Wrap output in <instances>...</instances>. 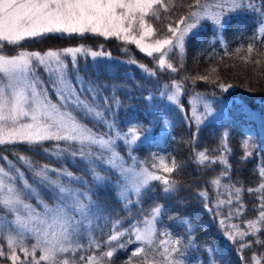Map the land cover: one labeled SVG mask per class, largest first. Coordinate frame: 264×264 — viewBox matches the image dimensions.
<instances>
[{
	"label": "snow or ice",
	"instance_id": "obj_1",
	"mask_svg": "<svg viewBox=\"0 0 264 264\" xmlns=\"http://www.w3.org/2000/svg\"><path fill=\"white\" fill-rule=\"evenodd\" d=\"M188 7L186 15L167 25L168 35L144 43L146 37L155 35L147 18L159 20L161 10L164 13L171 11L164 0H0V51L23 49L24 42L48 35L91 33L134 43L149 57L159 53L155 57L158 67L176 72L170 53L179 50L183 54L185 48L198 38L203 22L211 21L218 31L223 29L244 5L241 0H193ZM248 7L264 16V0L259 8L249 0ZM259 34L264 43V21ZM85 51L77 47L48 50L43 54L25 50L15 55L0 54V146H43L42 151L47 156L40 163L19 152H16L15 160L9 159L7 154L0 155V214L11 218L0 223V264H116L117 251L134 242L137 247L130 250V256H140L139 264H192L191 259H185V241L181 238L156 243L155 224L163 213V205H155L142 221L129 222L126 228H121L118 219L111 221L112 230L106 240L101 241L93 235L87 246L81 242L85 231L91 230V218L100 207L92 196L112 190L113 181L119 199L129 204L133 196L138 203L142 202L155 187L154 182L163 185L166 196L178 190L175 179L171 178L177 171L175 161L171 166L163 160L159 166L154 164L153 168L169 174L158 175L148 167L128 165L117 150L118 142H122L125 149L137 150L138 144L151 137L155 125L151 121L138 120L113 137L111 132L115 122L108 124L105 110L94 103L96 96L81 97L76 85L69 80L65 57L71 56L75 63L77 54ZM248 52L251 54L253 48L249 47ZM89 54L93 58L110 56L103 51H90ZM37 66L49 73L50 86L57 97L55 102L49 95V83L37 76ZM140 67L149 75H155L147 67ZM218 87L227 92L232 85L219 84ZM173 88L175 91L165 94L166 99L179 104L182 85L174 83ZM87 91L91 93L92 89ZM190 103V119L197 127L209 118L223 115V102L218 110L197 94ZM89 116L108 124V134L97 133L86 122ZM194 135H198V131ZM228 135L225 133L221 137L223 154L210 157L205 151H197L194 156L205 168L222 165L224 170L220 175L224 177L231 167L228 155L232 149L227 142ZM49 142L51 147L47 146ZM242 148V158L253 154L248 139L243 141ZM0 151L6 150L0 148ZM68 157L85 169H91L93 180L90 183L96 188L95 193L89 190L85 195L79 191L84 187L83 181L60 164L61 159L67 163ZM105 169L106 175H100ZM259 176L264 180V168L260 169ZM211 183L218 186L221 179L215 178ZM234 191L235 196L230 193L227 203L231 206L235 202L238 205L235 213L242 215L245 205L241 194L244 190L236 187ZM247 191L249 194L261 193L257 201L258 217L246 221L244 231H239L233 224V231L226 230L225 234L233 242L237 235L241 239L251 235L256 237L253 243L264 246V240L257 235L264 231L261 227L264 225V182ZM199 196L207 200V192L201 191ZM232 214L230 211L229 218ZM220 224L224 225V220ZM185 225L190 228L191 221H185ZM164 235L168 236L167 233ZM192 243L194 238L188 240L189 245ZM240 247L245 264H260L256 255L250 261L244 258L243 249H251V243L245 242ZM208 251L213 250L209 248ZM150 254L151 260L147 259ZM157 255L159 260L155 258ZM127 264L135 262L129 258Z\"/></svg>",
	"mask_w": 264,
	"mask_h": 264
},
{
	"label": "trees",
	"instance_id": "obj_2",
	"mask_svg": "<svg viewBox=\"0 0 264 264\" xmlns=\"http://www.w3.org/2000/svg\"><path fill=\"white\" fill-rule=\"evenodd\" d=\"M171 11L164 13L161 10V18L156 20L148 17L147 20L155 29L154 40L163 38L167 33V25L180 16L186 15L189 11V4L193 0H164ZM255 7L259 8L261 0H251ZM247 4L233 16L222 34L223 41L216 37L215 31L208 24L199 31V36L189 44L182 55L177 51L170 54L176 72L168 69H160L154 57H147L132 43L121 42L118 39H106L95 34H84L83 36L73 34L48 35L31 41H26L23 49L6 48L0 51V54H18L19 51H36L43 54L48 50L61 51L67 48H84L87 51H103L110 53L112 58L129 61L147 67L154 72L159 84L180 83L184 91V102L194 94L227 99L232 93L223 92L218 87L219 84H230L234 92L240 94L242 103L255 114V120L252 121L253 128L247 133L245 119L233 115L228 120L213 124H208L205 128L198 130L190 122L178 120L173 126L172 132L163 136V142L152 141L137 146V150L132 151V155L127 152L123 145H119V150L123 157L130 162L132 157L140 165L148 167L158 175L167 176L158 168H153L155 164L160 165V161H175L177 171L171 174L175 179L178 190L170 196L162 191L163 185L160 182H154L155 187L152 191L143 197L142 202L134 204L133 207H126L124 202L118 199L115 182L113 181L112 190H105L98 195H93L92 200L98 201L104 216L97 221L99 229L95 228L93 235L101 241L106 240L112 230L111 221H142L155 205H163L162 219L158 221V237L167 233L169 238L177 237L185 241L186 249L185 259H191L192 264H245L241 259V244L248 242L252 248H244L243 255L250 261L253 255L264 264V246L253 243L256 237L246 236L241 239L236 236L235 242L228 240L226 230L233 231V224L238 226L239 231L246 228L245 222L258 217L257 201L261 193H248V188L255 189L264 180H261L259 171L264 168V43L261 41L259 28L264 20L258 12H254ZM252 47L253 52L249 54L248 48ZM77 71L73 67L69 69V77L75 83V78L84 79L85 83L99 90V88H108L105 92L116 90L120 91L116 96L123 100L124 106H133L135 108L147 109L144 100L138 99L141 92L124 95L123 89L131 87L138 89L134 81L125 73L130 68L124 66H91L90 60H79ZM206 77L207 79H199ZM142 110V111H143ZM139 112L138 119L149 121ZM87 122V121H86ZM96 132H104L101 125H94L87 122ZM250 125V123H249ZM198 131V135L196 134ZM228 133V144L232 152L228 155L231 165L228 175L221 176L224 168L222 165H212L205 168L198 164L195 159L197 151H205L210 157L223 154L221 146V137ZM245 139L250 142L252 155L242 158V143ZM51 147V142L48 143ZM42 147H30L27 145L0 146L6 151H0V155L7 154L9 159L15 160L16 152L22 155H28L31 159L43 163L47 156L42 151ZM55 158L53 157V161ZM60 164L74 172V175L82 178L84 187L79 188L84 193H95L96 188L90 181L93 180L91 169H85L83 165L78 164L75 159L68 157L67 163L61 159ZM53 166H56L53 163ZM99 170V169H98ZM97 170V171H98ZM107 171L101 172L106 175ZM215 178L221 179V184L216 186L211 183ZM75 186V185H74ZM241 187L242 202L245 205L243 214H236L235 208L238 206L235 202L230 206L227 201L229 194L235 196L234 189ZM201 191L207 192V200L199 196ZM223 202V203H222ZM230 211L233 213L229 218ZM3 214H0V216ZM105 220V222H104ZM224 220V225L220 221ZM185 221H191V227L185 225ZM126 225H129L127 223ZM264 229V225L261 226ZM98 229V230H97ZM261 240H264V231L257 234ZM194 238V243L188 244L189 239ZM123 239H127L124 237ZM161 239L157 240V244ZM82 243L87 246L88 240L83 239ZM30 243V242H28ZM137 244L134 242L128 244L124 250L117 251L114 259L116 264H127L131 258L135 264H139L141 257H131L130 250L135 249ZM213 251H208V249ZM107 250V249H105ZM159 260V256L155 257ZM151 260V254L147 257ZM255 264V262H251Z\"/></svg>",
	"mask_w": 264,
	"mask_h": 264
},
{
	"label": "rangeland",
	"instance_id": "obj_3",
	"mask_svg": "<svg viewBox=\"0 0 264 264\" xmlns=\"http://www.w3.org/2000/svg\"><path fill=\"white\" fill-rule=\"evenodd\" d=\"M241 2L243 3V5L247 4V0H241ZM235 14L236 13H234L232 15V17L235 16ZM206 24H208L210 27H212L213 31H215V33H216V37L219 38L221 41H223L222 34H223L225 27L218 31L216 29V27H214L212 25L211 21H206V22H203V26L200 28V31L204 29ZM86 34H91V33H86ZM56 35H59V34H56ZM65 36H70V35L65 34ZM153 37H154V35L151 37H146L144 40V43L154 42L155 40ZM114 38H116V37H108L106 39L110 40V39H114ZM118 40L121 42H125L123 39H118ZM132 44H134V43H132ZM176 51L180 55H182L179 52V50H176ZM141 53H143L145 56H147L144 52H141ZM158 55H159V53H154L153 57L154 56L156 57ZM86 59L90 60L91 66H93V67L106 65L109 67L124 66L125 68H130V70L127 71V73H125L126 78L128 76L130 78H132L134 81V85L137 86L138 89L135 90L131 87L123 89L124 95L126 94L125 95L126 97L128 95H130V97L132 99L133 93L141 92V94L138 96L139 97L138 99L144 100L145 104L147 105V107H146L147 109H145V110L140 109L139 110L138 108H135V107L130 106V105L124 106L123 100H121V98L116 96L117 92L120 91V87H117L116 90H114L112 92L110 91L109 94H107V93H105L108 90L107 87L106 88H99V90L96 88L94 89V88L88 86L85 83L84 79H82L80 77H76L75 83H74L71 80V78L69 77V69H70V67H73V70H75V72H78L77 71L78 61L79 60L84 61ZM65 62L67 64V68L65 71L69 77V80L76 85L77 91L80 93L81 97L90 99L91 96H93V95L96 96V100L94 101V103L98 107L105 110L107 118H108V124H111L113 121L115 122V126L112 128V132H111V135L113 137H115V135L118 131L121 133L126 131L127 128L130 126L131 122H136L138 120L141 121L140 119H138V116H139V112L142 110H143L142 112H143L144 117L146 119H148L149 121H151L153 125H155V127L153 128V132H152L151 137L144 143H149L152 141H157L159 143L163 142V136L168 135L170 132H172L173 126H174L175 122H177L178 120H181V121L185 120L187 123L189 122V124L191 122L195 128H197L198 130H201V129L205 128L208 124H213V123L218 124V122L228 120L230 117L235 115L237 117L242 116L245 119V122H246L245 125L247 127V133H249L251 128H253V126H254V125H252L251 122L255 120V114L252 111H250L242 103V101L240 99V94L234 92L233 89H229L227 91L228 93L233 92V95L229 96L227 99H225L223 97L222 98L221 97L212 98V97L200 95L203 98V100H207L208 102L214 104L218 110L220 107V102H223V115L218 117V118H215V119L209 118L203 124L199 125V127H197L195 122L190 119L191 108H192V105L190 102L197 94H194L193 96L189 97L185 103L184 102L185 95H184V91L182 89L181 94L178 97L180 103L179 104H173V103L169 102L166 99L165 94H171L172 91H175V89L173 88L174 82H172L171 84H167V83L159 84L157 81L156 75H149L147 72H145L140 67L141 65H139V64L137 65V64H134V63L129 62V61L125 62L124 60H121V59H116V58L114 59L111 56H105V57H101V58H93L89 54V51H85L84 53L77 54V60L75 63L72 62L71 56L65 57ZM36 73H37V76L39 78H41L42 80L47 81L49 83V95H50V98L52 99V101L55 102L57 97H56L55 91H53L51 89V86H50L51 81L49 79V73L44 71L41 66H37ZM89 88L92 89L91 93H89L87 91V89H89ZM148 97H151L152 99L149 100V99H147ZM200 107H202V104L200 105ZM81 115L83 116V114H81ZM86 121L90 122L94 125H97V126L98 125L102 126V128L104 129V132H97V133L102 134V135L108 134V132H109L108 124H105L104 122L97 120L91 116L87 117ZM249 123H250V125H249ZM119 145H123V143L118 142V144H117V150L118 151H120ZM139 145H141V144H138L137 146H139ZM127 152H129V154L132 155V152L130 149H127ZM121 155H122V153H121ZM124 161L130 166L145 167L143 164L140 165V163L136 161L134 156L132 157L130 162H128L125 158H124ZM164 162L167 163L169 166H171V162H167V161H164ZM105 171H107V169H105ZM100 175H102V174L100 173ZM80 179L82 180V178H80ZM79 191H81V190L79 189ZM81 192H83V191H81ZM44 194H46V193H42V195H44ZM85 195H87V193H85ZM117 196H118V193H117ZM118 199H119V197H118ZM119 200L121 202H124L121 199H119ZM124 204L126 207L130 208V207H133L134 204H138V202L136 200V197L133 196L132 197V203L129 204V203L124 202ZM104 215H105L104 212H102L101 208H99L98 211L96 212V214L91 218V226H90L91 230L85 231V235H84L85 240L86 239L89 240L93 236L94 224L96 225L95 228H98L99 224L97 223V221L100 220V218ZM9 219H11V218L6 217L4 215H1L0 216V223H4L6 220H9ZM161 219H162L161 216L158 217L156 224H155L157 233H158L157 224H158V221H160ZM104 222H105V220H104ZM127 223H129V220L128 221H124V220L120 221L121 228L128 227L129 225H126ZM134 223H138V222L134 221ZM140 227H144V225L140 224ZM168 238H169L168 236L166 237L164 234H161V236L160 237L157 236L155 238V240L157 242L158 239L164 240V239H168Z\"/></svg>",
	"mask_w": 264,
	"mask_h": 264
}]
</instances>
